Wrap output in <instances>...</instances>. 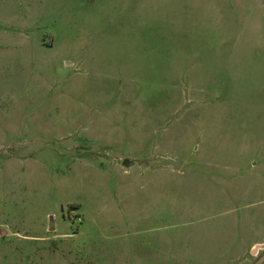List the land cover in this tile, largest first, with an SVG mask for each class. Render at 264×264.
Listing matches in <instances>:
<instances>
[{
	"label": "rangeland",
	"instance_id": "374dc122",
	"mask_svg": "<svg viewBox=\"0 0 264 264\" xmlns=\"http://www.w3.org/2000/svg\"><path fill=\"white\" fill-rule=\"evenodd\" d=\"M137 1L0 0V264H264V17Z\"/></svg>",
	"mask_w": 264,
	"mask_h": 264
},
{
	"label": "crops",
	"instance_id": "0c3cea01",
	"mask_svg": "<svg viewBox=\"0 0 264 264\" xmlns=\"http://www.w3.org/2000/svg\"><path fill=\"white\" fill-rule=\"evenodd\" d=\"M234 4L246 7L247 12L244 15L250 16L254 14L259 18L264 17V0H193L192 6L195 10L209 13L218 20L225 16L234 15L236 17L237 13H234ZM131 5L133 6L134 12L136 11L137 15H139L137 19L154 21L155 30L161 32V48H171L169 46L165 47V38L169 36L182 38L211 36L212 29L209 28V19H206L203 14L198 18L194 16L190 5L188 3L186 5L183 4L182 0H139L137 4L135 2V4L133 3ZM202 46L197 51L200 52V60H202L201 52L206 49L212 53H225L230 49L205 48L207 46L205 42ZM262 161L264 162V159H255L252 164L256 166L261 163L263 168L264 163ZM260 182H263V185H259L258 188H253V190L257 189L258 191L264 192V176L260 178ZM262 246L263 242L261 241H255L251 244L252 251Z\"/></svg>",
	"mask_w": 264,
	"mask_h": 264
},
{
	"label": "water",
	"instance_id": "95a60500",
	"mask_svg": "<svg viewBox=\"0 0 264 264\" xmlns=\"http://www.w3.org/2000/svg\"><path fill=\"white\" fill-rule=\"evenodd\" d=\"M124 163H125V161H124ZM132 164V162H129V164L128 165H131Z\"/></svg>",
	"mask_w": 264,
	"mask_h": 264
}]
</instances>
